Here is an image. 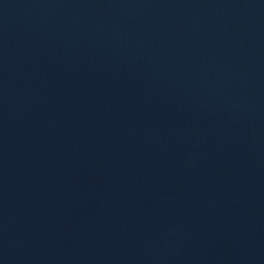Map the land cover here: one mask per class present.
<instances>
[{
	"label": "water",
	"instance_id": "95a60500",
	"mask_svg": "<svg viewBox=\"0 0 264 264\" xmlns=\"http://www.w3.org/2000/svg\"><path fill=\"white\" fill-rule=\"evenodd\" d=\"M0 264H264V0H0Z\"/></svg>",
	"mask_w": 264,
	"mask_h": 264
}]
</instances>
